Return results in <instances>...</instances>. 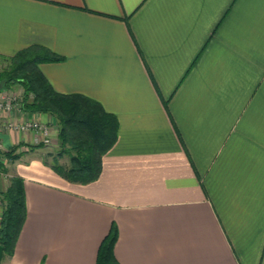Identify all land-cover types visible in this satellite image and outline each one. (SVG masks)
Segmentation results:
<instances>
[{"label":"crops","instance_id":"1","mask_svg":"<svg viewBox=\"0 0 264 264\" xmlns=\"http://www.w3.org/2000/svg\"><path fill=\"white\" fill-rule=\"evenodd\" d=\"M33 44L64 56L41 71L114 113L119 137L97 180L68 181L41 156L54 117L0 91L15 99L0 193L19 175L27 200L2 264H95L113 225L121 264H264V0H0V55Z\"/></svg>","mask_w":264,"mask_h":264},{"label":"trees","instance_id":"2","mask_svg":"<svg viewBox=\"0 0 264 264\" xmlns=\"http://www.w3.org/2000/svg\"><path fill=\"white\" fill-rule=\"evenodd\" d=\"M62 60L64 56L40 44L27 46L14 55H0V61L7 62L4 67L0 66V91L19 85L24 110L45 112L54 117L61 146L51 162L43 161L66 180L87 184L100 177L103 157L118 140L120 122L98 100L81 93L58 92L53 87L40 64ZM44 146L46 144L41 142L31 149ZM24 153L14 148L5 156L15 162ZM64 157L69 161L61 162ZM0 199L3 204L0 244L4 246V255H11L27 216L24 179L19 175L11 177ZM117 236V227L113 225L100 245L95 264H121L114 253Z\"/></svg>","mask_w":264,"mask_h":264},{"label":"built area","instance_id":"3","mask_svg":"<svg viewBox=\"0 0 264 264\" xmlns=\"http://www.w3.org/2000/svg\"><path fill=\"white\" fill-rule=\"evenodd\" d=\"M14 102L15 99L12 97H8V96H3L0 99V135L3 131V126H2V112L4 110H11L14 106ZM20 106H22V102L19 103ZM36 128H39L43 131V136H44V143L48 144L50 143L49 137H48V130L46 127L40 126L39 124H34L33 125ZM2 146V142H1V136H0V148Z\"/></svg>","mask_w":264,"mask_h":264},{"label":"rangeland","instance_id":"4","mask_svg":"<svg viewBox=\"0 0 264 264\" xmlns=\"http://www.w3.org/2000/svg\"><path fill=\"white\" fill-rule=\"evenodd\" d=\"M7 64V62L5 61H0V66L1 67H4L5 65ZM16 86H19V85H15V86H12L10 88H15ZM20 87V86H19ZM21 89V88H20ZM22 91V89H21ZM9 94V93H8ZM12 96H15L16 94H10ZM60 146H61V143H60V140H58V146H54V145H51L49 144V147L47 150H45L44 152H42L41 156L44 158V159H48L50 162L52 161L53 159V155L56 154L59 149H60ZM69 161V158L68 157H64L61 162H68Z\"/></svg>","mask_w":264,"mask_h":264},{"label":"water","instance_id":"5","mask_svg":"<svg viewBox=\"0 0 264 264\" xmlns=\"http://www.w3.org/2000/svg\"><path fill=\"white\" fill-rule=\"evenodd\" d=\"M3 256H4V246L0 244V264H2Z\"/></svg>","mask_w":264,"mask_h":264}]
</instances>
